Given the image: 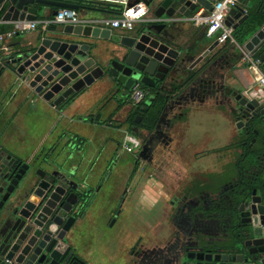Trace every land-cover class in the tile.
Returning a JSON list of instances; mask_svg holds the SVG:
<instances>
[{
  "label": "flooded vegetation",
  "instance_id": "af4514ba",
  "mask_svg": "<svg viewBox=\"0 0 264 264\" xmlns=\"http://www.w3.org/2000/svg\"><path fill=\"white\" fill-rule=\"evenodd\" d=\"M240 4L248 7L239 26L244 28L253 14L249 5ZM261 13L264 1L255 15ZM205 52L213 65L210 82L202 76L188 80L192 62L185 60L153 99L145 89L144 99L135 102L133 88H122L125 103L114 98L115 110L124 112L122 128L138 142L133 152L122 150L117 139L111 155L102 148L84 156L90 164L80 174V168L70 171L64 163L50 171L58 164L55 156H45V168L35 169L29 162L34 180L37 174L72 173L86 195L87 203L78 211L83 215L77 217L82 227L97 223L104 228L122 214V264H213L233 247L241 248L253 264L263 260L253 238L239 235L250 218L247 199L254 191L264 198V107L255 111L248 104L258 77L230 41L213 49L207 44ZM252 54L259 59L264 85V37L254 40ZM106 103L93 104L84 120L104 126L109 121L104 118ZM196 113L203 115L198 125ZM114 200L117 206L110 211ZM108 210L111 220L106 221L102 216Z\"/></svg>",
  "mask_w": 264,
  "mask_h": 264
},
{
  "label": "water",
  "instance_id": "95a60500",
  "mask_svg": "<svg viewBox=\"0 0 264 264\" xmlns=\"http://www.w3.org/2000/svg\"><path fill=\"white\" fill-rule=\"evenodd\" d=\"M144 2L151 16L168 20L186 17L199 7L212 11L220 0H0L3 22L36 21L46 14H56L61 7L87 12L111 13L110 4L131 8ZM251 1V0H250ZM264 1V0H262ZM261 1V2H262ZM241 1L230 9L227 26L239 29L246 18ZM245 3V2H244ZM247 5L251 6L249 3ZM264 16V13H261ZM165 21H149L128 34L112 28L83 25H55L35 38L22 39L4 47L0 64V111L5 108L9 90L3 88L5 74L13 77L12 85L28 87L34 98L62 108L80 104L98 93L111 98L126 97L136 83L150 89L153 99L157 88L163 89L170 72H179L185 60L191 61L186 78L209 76L211 58L202 53L218 42L210 39L191 45L174 44L175 37ZM24 31H20V34ZM264 37V24L246 41L254 52V40ZM3 50V49H2ZM173 76V75H172ZM252 87L249 105L255 111L264 107V85ZM3 132V131H2ZM0 149V264H89L73 252L69 233L79 226L86 195L71 179L69 171H57L39 179L30 176L29 163ZM72 174V173H71ZM247 199L249 220L240 232L241 239H252L259 246L258 258L264 264V198L256 191ZM246 242V241H245ZM243 242L240 243L242 245ZM238 248V247H237ZM209 264V263H207ZM213 264H253L241 248H232L222 260Z\"/></svg>",
  "mask_w": 264,
  "mask_h": 264
},
{
  "label": "crops",
  "instance_id": "0c3cea01",
  "mask_svg": "<svg viewBox=\"0 0 264 264\" xmlns=\"http://www.w3.org/2000/svg\"><path fill=\"white\" fill-rule=\"evenodd\" d=\"M70 1L80 3V0ZM242 1L250 5L252 3L250 0ZM115 5L122 6V10L125 8L120 2ZM201 8L202 7H199L195 12H199ZM79 13L85 19L117 15L113 12L101 13L95 11V14H93L92 12L82 10H80ZM50 16L51 14L49 10H47L46 14L38 20H45ZM147 18H149L150 21H155L158 17L154 15L151 16V12H149L148 9ZM146 22L149 21L140 22L137 27H140V25ZM167 25L169 26L168 29L171 35L175 37L174 44L181 43V46L184 47L185 45H191L197 41H207L205 26L203 25H195L189 20L168 23ZM0 26L8 31L15 25H13L12 22H4L0 24ZM54 26L55 25H51L49 29ZM112 30L115 33L122 34L132 32L123 31L118 28H112ZM41 32H44L41 27H39L37 31L25 30L22 34H20L19 31L9 41L0 42V64L2 63V54L5 53L4 47H6L8 43L14 44L25 38H35ZM230 44L233 43L230 42ZM4 78L6 80L2 83L3 88L5 91L9 90L10 96L5 104V108L0 111V149L6 151L4 156L11 154L12 156L20 158L22 161L33 163L35 169L40 167L45 168L44 159L48 155L52 158L55 156L58 164L54 163L53 166L49 168L50 171L54 170V168H58L60 166L59 163H64V167L70 171L80 168V174L81 169L87 168L90 164L89 160L87 164L84 163V156L91 153L94 155L98 154V151L102 148L109 149V154L111 155L115 151L114 149H116L117 139H120L121 149L123 150V144L126 138L129 136L133 137L128 130L122 128L124 127L122 124L124 112L121 111V109L115 110L117 109L118 102L111 98V94L109 93H105L106 96H104L103 93L101 96H98L97 93L96 95L85 98L83 103L84 106L79 107L75 103L70 107L62 108L59 106H52V103L46 102L39 97L34 98L28 87H17L16 85H12L13 77H10L9 73H6ZM102 99L107 102L103 112L105 121L107 119H109V121H106L104 126H100L90 119L84 120L87 109L91 108L93 104ZM117 99H119L122 104L125 103V101L121 99V96L118 95ZM58 110L65 111L67 114L59 116L56 113ZM54 118L55 121H53ZM52 123L54 129H58V132L54 133L53 137L51 135V129L47 131V125L49 124L52 126ZM76 142L78 143L76 144L78 149L77 151H72L70 143L75 144ZM82 144L83 146H81ZM116 206V200L111 201L109 204L110 211L115 209ZM110 211L108 210L107 213L102 216L106 221L111 220ZM99 219L101 218H98V221ZM119 224L122 225V214L116 216V220L112 225L106 224L104 228L102 225L98 226L97 223L86 227H82L79 223L80 226L70 231L68 244L72 246L73 252L76 253L78 257L89 264H122V230L119 229L120 227H117ZM106 229H119L118 231L121 235L110 237L111 232H107Z\"/></svg>",
  "mask_w": 264,
  "mask_h": 264
},
{
  "label": "built area",
  "instance_id": "2783aa9c",
  "mask_svg": "<svg viewBox=\"0 0 264 264\" xmlns=\"http://www.w3.org/2000/svg\"><path fill=\"white\" fill-rule=\"evenodd\" d=\"M242 0H220L213 4L212 11L201 8L200 11L193 16V14L186 17L170 18L163 20L162 18H156L155 21H165L167 23L182 22L189 20L195 25L205 26V36L218 44H224L228 41L240 48L242 52L243 61L246 65L254 71L258 77V82L262 80V76L258 71L260 67L259 59L255 58L251 50H248L245 45L238 43L234 37L233 26H227V17L231 8L236 6ZM124 9H121L120 14L115 16H102L95 18L85 19L81 16L79 11L73 7H61L58 9L56 14L45 20L36 21H17L13 23L15 25L11 30L0 34V42H7L19 31L34 30L37 31L41 27L44 31L49 29L51 25H83V26H100L102 28H118L123 31H133L140 22L150 21L147 18L148 7L140 1L131 8H127L124 5ZM4 22L0 18V24ZM132 99L139 103L144 99L145 89L142 88V84L136 83L132 89ZM138 148V142L131 136L126 138L123 144V150L128 153L133 152Z\"/></svg>",
  "mask_w": 264,
  "mask_h": 264
},
{
  "label": "trees",
  "instance_id": "16d2710c",
  "mask_svg": "<svg viewBox=\"0 0 264 264\" xmlns=\"http://www.w3.org/2000/svg\"><path fill=\"white\" fill-rule=\"evenodd\" d=\"M249 1V0H247ZM251 6H249L250 13L253 14V18H251L248 22H246L244 28H239L234 31L233 35L238 41V43L242 44L254 33L256 32L263 24H264V16H257L255 15L256 10L258 9V6L260 4V0H251ZM120 6V5H119ZM118 5L115 4H110L107 7H119ZM122 7V6H120ZM113 13L120 14L121 8H114L112 11ZM7 32L0 26V34ZM142 88L148 90L149 88L142 84ZM159 110H161V105L159 107ZM159 110H157L159 112ZM3 153L5 154V150H2ZM19 159V158H18ZM21 160V159H19Z\"/></svg>",
  "mask_w": 264,
  "mask_h": 264
},
{
  "label": "rangeland",
  "instance_id": "374dc122",
  "mask_svg": "<svg viewBox=\"0 0 264 264\" xmlns=\"http://www.w3.org/2000/svg\"><path fill=\"white\" fill-rule=\"evenodd\" d=\"M93 14H95L94 12H92ZM245 43V42H244ZM243 43V44H244ZM83 103L84 102H80V104L78 105L79 107L80 106H84L83 105ZM57 115H59V116H61V115H65V114H67L65 111H60V110H58L57 112ZM194 117V120H196V123H197V125H198V123L203 119V115H201V114H199V113H196V115H194L193 116ZM53 121H55V118H54V120ZM51 129V130H50ZM48 130H50V131H52L51 132V135H52V137L54 136V133H57L58 132V129H54V126H53V123H52V126H50L49 124L47 125V131ZM197 133L198 132H200V127H197V129L195 130ZM49 134H50V132H49ZM70 135V134H69ZM68 138H70V137H68ZM49 144V143H48ZM71 145H70V147L72 148V151H74V150H76L77 151V146H76V144H78L77 142L74 144V143H70ZM74 144V145H73ZM61 146V145H60ZM59 146V147H60ZM81 146H83V144L81 145ZM122 154H124L123 152H122ZM112 204V203H111ZM113 224V221L110 223V225H112ZM117 227H120L119 229L120 230H122V225H118ZM119 229H106L107 230V232H111V235H110V237H112V236H118V235H121L120 234V232L118 231ZM103 242H105V241H103Z\"/></svg>",
  "mask_w": 264,
  "mask_h": 264
},
{
  "label": "bare ground",
  "instance_id": "6f19581e",
  "mask_svg": "<svg viewBox=\"0 0 264 264\" xmlns=\"http://www.w3.org/2000/svg\"><path fill=\"white\" fill-rule=\"evenodd\" d=\"M197 13H198V12H195V13L193 14V16H195Z\"/></svg>",
  "mask_w": 264,
  "mask_h": 264
}]
</instances>
